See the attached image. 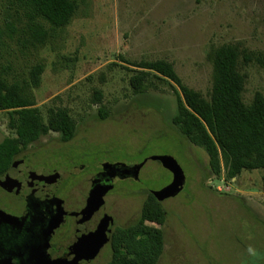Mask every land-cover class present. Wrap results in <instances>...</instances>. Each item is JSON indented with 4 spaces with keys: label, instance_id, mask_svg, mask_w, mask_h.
Masks as SVG:
<instances>
[{
    "label": "rangeland",
    "instance_id": "obj_1",
    "mask_svg": "<svg viewBox=\"0 0 264 264\" xmlns=\"http://www.w3.org/2000/svg\"><path fill=\"white\" fill-rule=\"evenodd\" d=\"M5 3L0 0V25ZM224 44L241 51L245 102L264 100V0H85L45 45L23 49L14 41L0 48V75L10 80L28 78L33 66L45 65L32 90L33 108L45 123L50 111L69 109L76 128L72 140L50 131L32 144L36 167L68 178L64 190L80 176L88 189L90 173L106 162L147 161L145 178L156 190L173 177L167 157L183 169L185 189L162 202L168 217L158 264H264V169L233 179L223 169L215 176L207 152L173 123L180 87L154 72L145 76V94H136L132 85L141 70L133 63L166 60L183 83L207 96L213 79L209 52ZM13 136L9 112L0 111V142ZM116 185L107 209L119 226H128L149 192L131 180ZM110 257L108 247L87 264H107Z\"/></svg>",
    "mask_w": 264,
    "mask_h": 264
},
{
    "label": "trees",
    "instance_id": "obj_2",
    "mask_svg": "<svg viewBox=\"0 0 264 264\" xmlns=\"http://www.w3.org/2000/svg\"><path fill=\"white\" fill-rule=\"evenodd\" d=\"M4 19L0 25V48L16 42L23 48H38L66 27L77 15L85 0H5ZM213 64L212 88L207 96L183 83L173 64L166 60H142L132 65L140 71L132 78L136 94H145L150 86L145 76L161 74L175 82L178 94L173 123L191 144L203 148L215 176L223 169L233 179L243 171L264 169V100L252 104L244 100L245 76L241 51L232 44L213 47L209 52ZM245 61L248 58L245 56ZM45 65L39 63L25 79L0 75V111H8L10 128L15 136L0 142V168L6 169L15 155L50 131L60 132L68 142L75 135V123L69 109L50 111L45 123L33 108L32 90L39 87ZM106 118L108 114H101ZM139 217L130 225L113 232L111 257L107 264H158L165 249L162 225L168 212L162 202L149 192ZM151 223H157L154 226Z\"/></svg>",
    "mask_w": 264,
    "mask_h": 264
},
{
    "label": "flooded vegetation",
    "instance_id": "obj_3",
    "mask_svg": "<svg viewBox=\"0 0 264 264\" xmlns=\"http://www.w3.org/2000/svg\"><path fill=\"white\" fill-rule=\"evenodd\" d=\"M36 142L29 144L15 155L6 169L0 168L1 253H5L7 258L10 256L14 264H37L39 260L37 261L35 258L34 249L37 251L47 243L43 251L49 256L48 260L51 261V264L70 262L76 256L73 247L79 238L96 232L99 227H104L105 221H108L105 230L109 241L98 253L99 256L110 247L111 238L116 228L123 227L117 224L107 209V197L115 191L117 182L131 180L144 189L146 187L134 177L116 176L113 179V188L105 195V204L89 219H85L82 210L87 206L93 183L97 180L107 182L110 179L108 175L103 176L104 163L100 169L90 173L88 189L84 186L83 177L80 176L77 183L74 182L67 190H64V183L68 178L55 170L44 171L36 167L35 159L38 154H35L34 147H32V144ZM75 167L78 166L75 165ZM78 168L82 170L85 167L79 165ZM71 176L75 178L78 175ZM8 180L11 181V190L1 184ZM80 186L82 190L79 189ZM29 203H32L31 205L37 203L39 207L35 208L37 206L34 205L31 208ZM6 207H10L13 212H8ZM33 210L51 215L52 220L47 223L46 227L41 224L36 226V223L33 222ZM2 211L18 218L17 220L21 224L18 226L19 228L12 229L13 232L9 233L10 227L1 216ZM46 237H49L47 242L45 241ZM5 257L3 256L2 259ZM90 261L92 260H81L78 264H87Z\"/></svg>",
    "mask_w": 264,
    "mask_h": 264
},
{
    "label": "water",
    "instance_id": "obj_4",
    "mask_svg": "<svg viewBox=\"0 0 264 264\" xmlns=\"http://www.w3.org/2000/svg\"><path fill=\"white\" fill-rule=\"evenodd\" d=\"M168 160L172 163V169H173V177L169 184L162 190H156L152 188L145 178V167L147 164V161L135 164L133 166H127L122 163H109L106 162L103 164V176L108 175L110 179L107 182H104L103 180H97L93 183V186L91 188L87 206L82 210V214L85 219H89L93 213L97 210H99L104 204H105V195L113 188V179L116 176H120L122 178H129L134 177L136 180L141 182L146 189L155 196V198L160 201L164 202L165 200L169 198H174L178 196L186 186V176L183 172V169L178 165V163L171 157H167ZM11 181L8 180L6 182H2L1 184L5 186L8 190H11ZM9 183V184H8ZM32 204V203H31ZM29 203V206H37L35 208L39 207V204L31 205ZM32 208V207H31ZM34 217L33 222L36 223V226L47 225L52 219L51 215H46L41 213L40 211H34ZM2 211L1 216L4 218V221L6 224L9 225L10 230L9 233L13 232L12 229L19 228L18 218L9 215L7 213H4ZM108 225V221H105L104 227L101 226L97 229L96 232H93L92 234L82 236L79 238L78 242L73 247V252L75 253V258L70 262H64L59 264H78L81 260H93L98 256V253L103 249L105 244L109 241L107 232L105 230L106 226ZM49 237L45 238V241L47 242ZM47 246V243H45V246L39 250H35L36 252V260L39 262L37 264H51V261L48 260L49 256L47 254H44L43 249H45ZM47 255V256H46ZM5 257V253H1L0 251V264H14L12 262V258L9 256L8 258L5 257L2 259V257ZM33 257V255H32Z\"/></svg>",
    "mask_w": 264,
    "mask_h": 264
}]
</instances>
